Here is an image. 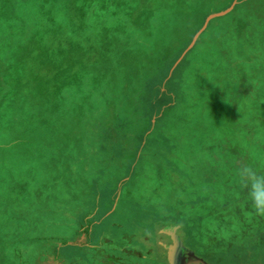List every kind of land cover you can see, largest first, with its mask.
I'll use <instances>...</instances> for the list:
<instances>
[{
    "label": "rangeland",
    "instance_id": "obj_1",
    "mask_svg": "<svg viewBox=\"0 0 264 264\" xmlns=\"http://www.w3.org/2000/svg\"><path fill=\"white\" fill-rule=\"evenodd\" d=\"M229 1L0 0V264H264V0L201 30Z\"/></svg>",
    "mask_w": 264,
    "mask_h": 264
},
{
    "label": "trees",
    "instance_id": "obj_2",
    "mask_svg": "<svg viewBox=\"0 0 264 264\" xmlns=\"http://www.w3.org/2000/svg\"><path fill=\"white\" fill-rule=\"evenodd\" d=\"M127 17V16H126ZM129 17V16H128ZM199 18H201V17H199L198 16V22L197 23H194V22H191L190 21V23H189V30H188V36L190 37L194 32H195V30L197 29V27H198V23H199V21H200V19ZM73 18L72 17H69V20H68V26H72V22H73ZM126 20H128V18L127 19H125V18H123V22H126ZM55 21H58V20H55ZM59 22V21H58ZM60 23V22H59ZM60 25V24H59ZM55 28H59L58 27V25H55ZM66 34V36H68V35H72L73 34V32H68V33H65ZM64 34V35H65ZM125 42V41H124ZM137 43H138V41H137ZM140 44V43H139ZM138 45V44H137ZM175 45L176 44H173V45H171V46H169L168 45V43L163 47H161L159 50H163V54H164V57H165V59H167V61L165 62V67L166 68H169L170 67V65L173 63V61L175 60V58L177 57V55L180 53V50L184 47V45L185 44H183V45H181L180 47H178V49H176V51L174 52V53H172L173 52V49L175 48ZM117 49H121V47H119V48H117ZM141 50H142V48L141 47H139V49H138V52H141ZM153 49H151V54H152V56H150L149 58H155L156 57V54L152 51ZM104 52H102V54L103 55H105V50H103ZM121 51H122V53H124V54H128L129 53V51L127 50V49H125V48H122L121 49ZM115 52H116V50H114V55H115ZM144 53H145V50H144ZM119 57V59L121 58L120 57V55L118 56ZM139 60H141V61H143V58H139ZM133 63V62H132ZM150 63V62H149ZM147 64V62H138V66H136L135 67V71H137V73H139L140 72V70L142 71L141 72V74H145V68H146V65ZM151 64V63H150ZM237 73H241L240 71L239 72H237ZM235 74L236 73H234V74H231V78H232V80L233 81H235ZM131 89V88H130ZM129 89V90H130ZM118 117H120L122 120H123V125H124V122H125V116H119V115H117ZM124 118V119H123Z\"/></svg>",
    "mask_w": 264,
    "mask_h": 264
},
{
    "label": "crops",
    "instance_id": "obj_3",
    "mask_svg": "<svg viewBox=\"0 0 264 264\" xmlns=\"http://www.w3.org/2000/svg\"><path fill=\"white\" fill-rule=\"evenodd\" d=\"M243 2V0L241 1V0H230L229 1V3H230V5L225 9V10H227L225 13H227L228 11H230V10H232L233 8H235L237 5H238V3L240 4V3H242ZM134 6H135V3H132L131 4V8H129V10H127V11H124V13H126V12H128V11H132L133 9H134ZM225 10H223V11H221V12H224ZM221 12H219V13H221ZM224 13V14H225ZM218 14V13H217ZM221 15H223V14H221ZM111 17V16H110ZM121 17H123V18H125V19H127L128 18V16L126 17V16H121ZM68 20H69V17H68ZM167 23V22H166ZM166 25V24H165ZM167 43H169V42H163V43H161L162 45L160 46V48L163 46H165ZM155 47H153L152 49H154ZM147 64H150L149 62H147Z\"/></svg>",
    "mask_w": 264,
    "mask_h": 264
},
{
    "label": "water",
    "instance_id": "obj_4",
    "mask_svg": "<svg viewBox=\"0 0 264 264\" xmlns=\"http://www.w3.org/2000/svg\"><path fill=\"white\" fill-rule=\"evenodd\" d=\"M226 11H227V10H225L224 12L218 13V14L216 13V14H212V15H210V16H207V17L205 18L204 22H203V25H202V27H201V30L204 28V26L206 25V23H207V21H208L209 19H211V18H213V17H218L217 15L224 14ZM197 34H198V32H197V33L194 35V37L192 38V41H191L190 45L187 46V49H189V47L192 46V44H193V42H194V40H195ZM181 56H182V55H181ZM178 60H179V59H178Z\"/></svg>",
    "mask_w": 264,
    "mask_h": 264
},
{
    "label": "flooded vegetation",
    "instance_id": "obj_5",
    "mask_svg": "<svg viewBox=\"0 0 264 264\" xmlns=\"http://www.w3.org/2000/svg\"><path fill=\"white\" fill-rule=\"evenodd\" d=\"M90 247V246H89Z\"/></svg>",
    "mask_w": 264,
    "mask_h": 264
}]
</instances>
